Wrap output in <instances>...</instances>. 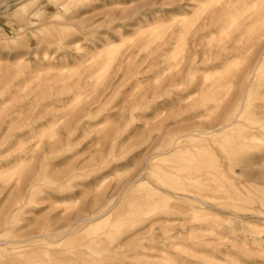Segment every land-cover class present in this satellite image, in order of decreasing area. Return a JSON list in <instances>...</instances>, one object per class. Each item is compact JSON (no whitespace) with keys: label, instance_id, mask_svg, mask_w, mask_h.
Listing matches in <instances>:
<instances>
[{"label":"rangeland","instance_id":"rangeland-1","mask_svg":"<svg viewBox=\"0 0 264 264\" xmlns=\"http://www.w3.org/2000/svg\"><path fill=\"white\" fill-rule=\"evenodd\" d=\"M0 264H264V0H0Z\"/></svg>","mask_w":264,"mask_h":264},{"label":"bare ground","instance_id":"bare-ground-1","mask_svg":"<svg viewBox=\"0 0 264 264\" xmlns=\"http://www.w3.org/2000/svg\"><path fill=\"white\" fill-rule=\"evenodd\" d=\"M223 14V13H222ZM235 120H236V118H234ZM234 120V121H235ZM233 123V121H225V123H224V126L221 128V129H226V128H229L230 126H231V124ZM172 151V149H170L169 151H168V153L169 152H171ZM165 153V152H164ZM99 218H101V217H99ZM97 219H98V217H97ZM93 220V219H92ZM83 221H91L90 219H85V220H83Z\"/></svg>","mask_w":264,"mask_h":264}]
</instances>
